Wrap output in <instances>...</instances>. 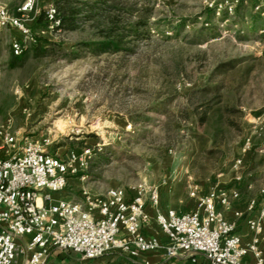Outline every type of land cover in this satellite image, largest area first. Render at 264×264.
<instances>
[{"label": "rangeland", "instance_id": "rangeland-1", "mask_svg": "<svg viewBox=\"0 0 264 264\" xmlns=\"http://www.w3.org/2000/svg\"><path fill=\"white\" fill-rule=\"evenodd\" d=\"M28 1L0 0V6L16 14ZM55 1L34 0L27 16L47 54L33 48L11 69L17 34L0 31V128L49 143L61 157L93 150L85 179L71 177L63 191L51 193L54 201L163 182V210H194L192 186L202 195L214 186L235 187L244 200L261 199L264 0H103L100 15L84 18L77 31L52 32L37 19ZM139 21L146 28L130 33ZM110 27L125 34L122 49L97 56L85 44L99 42ZM231 61L238 62L233 71L215 73ZM205 104L241 112L226 141L212 142L217 119L199 125Z\"/></svg>", "mask_w": 264, "mask_h": 264}, {"label": "built area", "instance_id": "built-area-1", "mask_svg": "<svg viewBox=\"0 0 264 264\" xmlns=\"http://www.w3.org/2000/svg\"><path fill=\"white\" fill-rule=\"evenodd\" d=\"M34 0L11 13L0 6V31L17 34L11 40V52L21 56L37 44V37L27 25ZM56 8L46 10L47 29L60 32ZM260 130H264V122ZM251 139L246 140L245 149ZM0 264H15L20 256L25 264H47L57 253H73L83 264H89L120 252L131 259L150 253H162L165 261L182 258L199 264H264L260 249L264 241V189L260 190L262 207L247 221L249 241L237 234L236 221L226 211L238 201L236 188L214 186L202 195L199 186L190 187L189 197L196 207L190 212L162 210L160 185L139 183L129 188L109 189L103 196L83 192V201H54L51 193L63 191L71 177L85 179L84 173L93 156L90 147L72 150L67 157L50 152L49 143L30 138L20 140L10 126L0 128ZM241 163L238 160L237 168ZM252 202L248 212L254 211ZM152 222L159 236H146Z\"/></svg>", "mask_w": 264, "mask_h": 264}, {"label": "trees", "instance_id": "trees-1", "mask_svg": "<svg viewBox=\"0 0 264 264\" xmlns=\"http://www.w3.org/2000/svg\"><path fill=\"white\" fill-rule=\"evenodd\" d=\"M103 0H57L55 1L56 8V18L60 21V26L57 30L65 31V32H74L77 31L80 27V22L88 17H98L100 15L101 5H103ZM16 15H20L19 12ZM87 15V16H86ZM37 22L40 24L48 25L46 10L42 12V14L38 17ZM147 23L144 21H139L128 30L130 33L139 34V31L145 29ZM120 30L110 27L104 34V38H102L99 42H92L90 44H85L86 47L91 49L92 53L95 55H101L107 52L116 53L121 51L123 41L125 38V34L119 32ZM35 48L37 52H42L43 54H47V48H43V45L37 41V44L28 50H26L21 56H14L10 59L9 65L11 69H15L23 63L25 58L29 55L31 49ZM78 55L77 53L74 54ZM77 57V56H76ZM237 61L226 62L220 64L215 73L224 75L230 71H233L236 68ZM216 90L218 88H215ZM207 91V90H206ZM218 92V90H217ZM206 109L200 114L198 118V123L201 127H205L212 120L217 119L214 123L216 124L215 138L212 140L213 143H217L219 138L222 141H226L227 132L236 128V122L233 120V116L241 113L237 108H232L230 106H226L225 108L214 109L210 105L205 104ZM226 112L228 115V119L224 120L223 112ZM81 175V174H80ZM79 175V176H80ZM245 219L247 216L244 217ZM191 264V262L189 261Z\"/></svg>", "mask_w": 264, "mask_h": 264}, {"label": "crops", "instance_id": "crops-1", "mask_svg": "<svg viewBox=\"0 0 264 264\" xmlns=\"http://www.w3.org/2000/svg\"><path fill=\"white\" fill-rule=\"evenodd\" d=\"M246 187L248 190H252L253 186L251 184H247ZM235 188V187H234ZM229 189V188H228ZM237 189V188H236ZM241 197L238 201L234 202L232 207L226 211V217L231 221H236L235 214L241 213L243 214L242 218L237 220V234L243 237V243H247L249 241V233L247 229V221L251 217H255L258 215L261 207H262V197L259 196L261 199H257L256 197L243 199V195L241 193V190L238 189ZM252 202H256V206L254 208V211L249 213L248 208ZM173 207H168L164 211H167L168 209H172ZM175 209V208H173ZM163 210V209H162ZM247 216L245 219L244 217ZM144 234L146 236H159L161 237L160 229L157 226L156 223L152 222L149 228L144 230ZM264 236V233H263ZM161 240L164 241V239L161 237ZM260 249L264 253V241L260 244ZM198 263L199 264H207V262L204 260L202 256H197ZM247 262L250 264H253V260L251 258L247 259ZM26 263V257L20 256L17 259V262L15 264H25ZM47 264H83L79 258V256L73 254V253H53L50 258L48 259ZM89 264H190L188 260L177 258L172 259L170 261H165L163 258L162 253H150L147 255H143L140 258L137 259H131L127 257L126 255L121 254L120 252H111L107 256L93 260L89 262Z\"/></svg>", "mask_w": 264, "mask_h": 264}]
</instances>
